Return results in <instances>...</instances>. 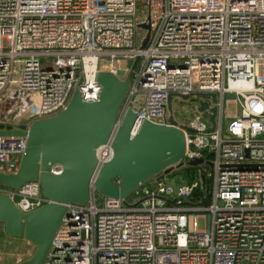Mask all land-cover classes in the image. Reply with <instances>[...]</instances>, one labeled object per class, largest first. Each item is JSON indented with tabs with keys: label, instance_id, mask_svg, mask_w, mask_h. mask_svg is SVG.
Masks as SVG:
<instances>
[{
	"label": "built area",
	"instance_id": "built-area-1",
	"mask_svg": "<svg viewBox=\"0 0 264 264\" xmlns=\"http://www.w3.org/2000/svg\"><path fill=\"white\" fill-rule=\"evenodd\" d=\"M135 59L88 201L68 205L42 264H264V0H0V95H35L31 121L65 109L75 88L96 101L97 74L124 79ZM182 95L215 107V126L208 110L207 125L198 114L177 123L189 130L176 165L207 151L209 168L180 184L161 172L125 198L99 194L94 177L126 111L137 113L133 135L143 119L168 123V98ZM25 148L24 136H0V173H15ZM0 192L25 213L48 202L38 181Z\"/></svg>",
	"mask_w": 264,
	"mask_h": 264
},
{
	"label": "water",
	"instance_id": "water-1",
	"mask_svg": "<svg viewBox=\"0 0 264 264\" xmlns=\"http://www.w3.org/2000/svg\"><path fill=\"white\" fill-rule=\"evenodd\" d=\"M140 27L147 30L141 47L149 37V23ZM137 59L127 60L129 69L124 79L109 71H100L101 85L96 101H83L75 88L69 103L59 113L30 122L26 129L3 128L0 136H24L26 148L18 169L12 174L0 173V184L12 189L38 181L48 202L41 207L21 212L16 209L7 193L0 192V225L8 236L24 238L34 246L31 256L16 264H42L52 238L71 203L85 204L89 197V182L97 168L96 149L110 137L119 108L129 86L131 70ZM212 100L215 95L210 94ZM187 99L188 95H182ZM172 96L167 110L171 109ZM197 110L210 112L208 120L215 126V107L198 100ZM137 118L129 108L116 129L112 141V156L97 169L94 177L96 191L108 197L125 198L149 178L168 171L185 156V130L179 127L171 113L168 123L141 120L137 130L130 134ZM200 120L206 125L204 117ZM59 167L60 173L52 168ZM176 191L177 187L168 183ZM207 196L202 203H208Z\"/></svg>",
	"mask_w": 264,
	"mask_h": 264
},
{
	"label": "rangeland",
	"instance_id": "rangeland-1",
	"mask_svg": "<svg viewBox=\"0 0 264 264\" xmlns=\"http://www.w3.org/2000/svg\"><path fill=\"white\" fill-rule=\"evenodd\" d=\"M199 95H192L187 99L173 97L171 100V109L169 114L174 120L179 122V125L186 124L194 118L196 114L205 117L206 110L199 112L197 110V100ZM208 102L214 101L205 96ZM36 105V97L32 93L23 94L16 87L3 92L0 95V126L3 128H25L28 127L29 117L28 110ZM229 113L234 112L232 106H229ZM208 112V111H207ZM183 167L174 165L169 168L172 170L170 177L176 184L187 181L189 173L181 171ZM34 250V246L24 238L8 236L0 225V264H16L26 257H29Z\"/></svg>",
	"mask_w": 264,
	"mask_h": 264
},
{
	"label": "trees",
	"instance_id": "trees-1",
	"mask_svg": "<svg viewBox=\"0 0 264 264\" xmlns=\"http://www.w3.org/2000/svg\"><path fill=\"white\" fill-rule=\"evenodd\" d=\"M210 159H211V153L205 151L204 157L202 159H194V160L188 161L186 163V166L183 169H181V171H183V173H185V174H186V172L189 173L190 176L187 177V180L191 181L195 177L196 174L201 173V172H203V170L209 168V166H210L209 160ZM29 257H26L25 259H27Z\"/></svg>",
	"mask_w": 264,
	"mask_h": 264
},
{
	"label": "crops",
	"instance_id": "crops-1",
	"mask_svg": "<svg viewBox=\"0 0 264 264\" xmlns=\"http://www.w3.org/2000/svg\"><path fill=\"white\" fill-rule=\"evenodd\" d=\"M168 115H169V113H168ZM31 120L29 119V122H30ZM177 122V121H176ZM177 123H179V122H177ZM180 124H182V123H180ZM3 127V126H2Z\"/></svg>",
	"mask_w": 264,
	"mask_h": 264
}]
</instances>
